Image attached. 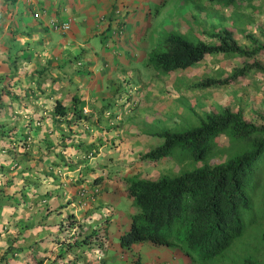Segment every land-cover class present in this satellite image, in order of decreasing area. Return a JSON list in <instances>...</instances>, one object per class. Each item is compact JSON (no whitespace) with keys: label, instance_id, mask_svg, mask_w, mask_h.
I'll return each mask as SVG.
<instances>
[{"label":"rangeland","instance_id":"obj_1","mask_svg":"<svg viewBox=\"0 0 264 264\" xmlns=\"http://www.w3.org/2000/svg\"><path fill=\"white\" fill-rule=\"evenodd\" d=\"M154 17L155 28H160V30L157 33L150 31L147 35L155 36V39L150 40L155 45L149 52L161 43L164 35L162 31L170 30L179 32L192 41L201 40L212 43L213 40L201 33V30L210 32L224 26L234 32V37L241 46H250L245 38L246 34H251L258 40H264V0H251L232 9L220 4H208L206 0H156ZM148 53L143 58L130 61L129 65L124 67L125 79L119 81L116 89L109 91V99L105 98L100 101L101 104H105L103 109L107 112L106 115H100L103 124L107 125L102 136L96 135L90 138L78 136L76 138L74 133H66L69 134L68 136L62 133L58 135L56 128L52 133L53 130L49 126L38 128L29 125L26 121L21 127L6 126L4 130L8 132L9 129L10 132L18 129L20 136H22L21 131L23 132L27 150L22 154L13 152L12 162L7 165L1 160L2 154L9 156L11 150L6 148L7 150L0 153V163L5 165L0 166V194L1 191L3 193L18 190L20 184H24L25 187L30 185L31 189L37 188L38 196L49 191L51 200L58 204L64 198L63 192L68 193L67 186L71 188L79 184V188L89 187L95 178L100 191L91 197L94 200L98 198L99 203L103 198L102 201L105 204L94 205L90 216L88 214L87 218L84 217L85 220L79 228V236H76L78 240L85 239L86 241L87 234L94 232V228L97 236L102 234L101 229L97 227L107 225V220L114 213L117 214L120 211L124 214L122 216L129 215L128 210L133 205L124 194L126 177L155 179L162 174H177L182 170L202 164V161L179 163L173 157L162 158L154 162L142 159L140 154H145L160 143L156 132L162 129L179 130L194 126L205 113L223 106L230 107L232 110L240 109L244 119L254 122L258 114H264V75L259 72L251 70L245 78L227 86H195L203 77L226 76L233 67L242 64V59L208 55L189 69L177 70L164 75L157 73L148 64ZM253 60L264 65V51L254 58L246 59L248 63ZM17 103L18 101L16 105ZM10 132L7 133V137L11 135ZM64 136H67V142L64 141ZM11 137L7 138L8 142H12ZM83 138L87 139L84 143L80 141ZM219 142L225 145L226 139L221 136ZM63 149L66 151L76 149L82 152L77 155L62 153L59 156L58 153L64 151ZM219 158V154L212 155L208 158V163L218 162ZM66 162L69 163L68 166L65 165ZM25 172H28L27 177L19 176V173L25 174ZM13 177L17 178L14 182L11 181ZM51 177H57L58 181ZM24 186L18 192V197L20 194H26ZM108 193L109 195L115 193L116 196L108 197ZM18 201L17 197H11L10 200L7 197L0 198V204L14 202L13 204L16 205ZM16 209L12 215H9V220L18 219L17 226L19 227L23 224L33 226V218L38 219L34 215L37 210L34 205L32 207L19 206ZM8 213L9 211L0 212V220ZM29 214H32V219H27ZM49 221L52 220L49 219ZM42 224L44 227L40 229L39 234L45 235L48 230L45 227L47 225L44 220ZM69 232L68 238L59 243L62 246L57 244L58 246L52 247L54 254L57 251L63 252L67 244L72 243L74 233L72 229ZM262 232H264V220H256L246 228L242 236L233 242L229 252L203 263L184 256L183 252L174 246L155 247L148 242H140L134 253L145 254L153 260L162 258V264H238L247 257L264 264V243L260 241ZM39 237L41 235L36 234L22 241L19 236L11 235L7 228L0 234V245L10 246L6 253L15 252V258L11 262L14 264H25L32 251H35L36 255L39 252L52 257L51 252L45 249L47 245H39L35 241ZM94 240L103 244L101 246L96 243L90 245L88 239L87 242L81 243V248L67 247L68 253L66 254L65 251L63 258L67 256L71 258L72 254H75L79 264L130 263V256L124 257L123 251H116L107 231L105 237L100 235ZM107 243H111V247L107 246ZM139 258L136 256V259L132 261H136L135 264H137ZM63 261L65 259L57 262L65 264ZM140 264L146 263L141 262Z\"/></svg>","mask_w":264,"mask_h":264},{"label":"trees","instance_id":"obj_2","mask_svg":"<svg viewBox=\"0 0 264 264\" xmlns=\"http://www.w3.org/2000/svg\"><path fill=\"white\" fill-rule=\"evenodd\" d=\"M206 1L208 4H220L232 9L251 0ZM201 33L213 42L192 41L179 32H166L161 43L148 53V64L157 73L166 75L189 69L208 55L242 59V64L233 67L226 76L203 77L195 84L196 87L235 84L245 78L251 70L264 75L262 63L257 60L250 63L246 61L264 51V40L246 34L245 38L250 46H241L235 39L234 32L224 26L210 32L201 30ZM72 99L76 100L74 97ZM52 109L58 116L66 114V107L58 100L54 101ZM75 112L73 110V113ZM5 125V122L0 121V153L7 150L6 148L11 150L9 156L2 154L1 160L7 165L12 162L13 152H26L27 143L24 137L20 136L18 129L11 132L9 129L12 142H8L7 138L10 136L7 137L9 132L4 130ZM4 131H7L6 134H3ZM156 136L160 138V143L145 154H140L142 159L154 162L173 157L179 163L202 161V164L177 174H162L155 179L124 177L125 197L132 202L135 211L129 216L127 229L119 234L117 247L121 250H131L135 243L144 241L155 247L174 246L181 250L184 256L201 263L224 255L231 250L233 242L244 234L248 226L256 220H264V114H258L254 122L244 119L240 109L232 110L223 106L205 113L194 126L179 130L162 129L156 132ZM221 136L226 139L225 145L219 142ZM215 154L220 155L219 161L208 163V158ZM4 164L0 163V166L3 167ZM65 165L68 166L69 163L66 162ZM27 175L28 172L19 173V176ZM51 178L58 181L57 177ZM15 179L17 178L13 177L11 181L14 182ZM92 183H96L95 178ZM23 186L24 184H20L18 190L10 192L1 191L0 198L7 197L10 200L11 197H17L19 203L0 204V212L9 211L0 220V234L8 228L11 235H17L22 241H26L36 234L41 235L39 232L44 227V220L49 234L35 241L39 245H47L45 249L53 255L50 257L39 252L36 255V252L32 251L25 264H58L57 261L63 259L65 264H79L75 254H72L71 258H63L65 251L68 253L67 247L81 248V243L87 242L88 239L90 245L103 244L95 242L94 238L106 236L109 219L107 225L97 227L101 229L102 234L97 236L94 228V232L87 234L86 241L78 240L82 219L73 214L62 216L59 212L61 205H55L56 201L51 200L49 191L38 196L37 188L31 189L30 185H26V194H20L18 197V192ZM33 205L37 207L34 215L38 217L33 218V226L23 224L20 228L17 226L18 219L9 220V215H12L17 207ZM55 215L61 217L55 223L47 224L46 220ZM27 219H32V214L27 215ZM70 229L74 233L72 243L69 242L63 252L57 251L54 254L52 247L67 239ZM260 241L264 243V232ZM107 246L111 247V243ZM8 248L9 245H0V264H14L11 262L15 258V252L6 253ZM238 264L262 263L247 257Z\"/></svg>","mask_w":264,"mask_h":264},{"label":"crops","instance_id":"obj_3","mask_svg":"<svg viewBox=\"0 0 264 264\" xmlns=\"http://www.w3.org/2000/svg\"><path fill=\"white\" fill-rule=\"evenodd\" d=\"M155 6L156 0H0V121L5 126L21 127L24 121L49 126L52 133L56 128L58 135L74 133L76 138L102 136L107 125L100 115L107 112L100 101L109 99V91L125 79L124 67L155 45L150 41L155 36H147L160 30L155 28ZM53 21L68 28L54 29ZM55 100L66 107L64 116L53 112ZM63 150L59 156L82 152ZM79 186H67L59 212L85 220L94 205L105 203L103 198L100 203L98 198L85 199ZM134 211L132 206L129 215L119 211L109 218L106 231L114 248L130 256L129 264H135L136 256L137 264H162V258L134 253L140 242L131 250L117 247ZM61 215L46 222L55 223Z\"/></svg>","mask_w":264,"mask_h":264},{"label":"built area","instance_id":"obj_4","mask_svg":"<svg viewBox=\"0 0 264 264\" xmlns=\"http://www.w3.org/2000/svg\"><path fill=\"white\" fill-rule=\"evenodd\" d=\"M51 27L54 28V29H67L68 28V25L66 23H57L56 21H53L51 22ZM95 193L97 192V189L96 188H93V189H87V188H81L79 193H82L84 194V198H86L87 196V193Z\"/></svg>","mask_w":264,"mask_h":264},{"label":"clouds","instance_id":"obj_5","mask_svg":"<svg viewBox=\"0 0 264 264\" xmlns=\"http://www.w3.org/2000/svg\"><path fill=\"white\" fill-rule=\"evenodd\" d=\"M171 31V30H170ZM168 32V31H167ZM82 188H87V189H93V188H96L97 189V192H95V193H87V196H86V198L85 199H92L93 200V198L91 197L92 195H95V194H97L100 190H99V185L98 184H92V185H90L89 187H86V186H82ZM80 189L81 188H79V191H80ZM79 193V192H78ZM144 242H146V241H144ZM192 260H193V258H191Z\"/></svg>","mask_w":264,"mask_h":264}]
</instances>
